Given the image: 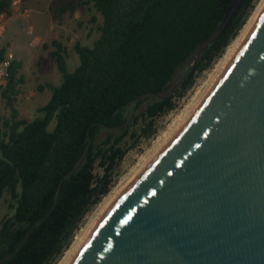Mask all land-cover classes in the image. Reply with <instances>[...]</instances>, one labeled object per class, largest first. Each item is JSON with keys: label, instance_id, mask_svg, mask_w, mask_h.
Masks as SVG:
<instances>
[{"label": "trees", "instance_id": "1", "mask_svg": "<svg viewBox=\"0 0 264 264\" xmlns=\"http://www.w3.org/2000/svg\"><path fill=\"white\" fill-rule=\"evenodd\" d=\"M255 1L241 0L220 35L193 60L194 47L213 32L231 0H52L58 19L84 5L101 22L90 45L74 42L78 63L72 70L65 47L52 39L50 55L61 82L39 85L51 93L33 118L20 116L13 106L23 82L21 61L13 57L8 66L0 86L11 109L10 116H0V204L7 208L0 219V259L13 254L0 264H53L62 255L85 214L108 194L125 154L155 134L157 119L222 54ZM11 2L0 0V14H10ZM5 52L0 49V61ZM170 91L132 116L142 101L135 102L137 96ZM104 128L111 131L99 139ZM88 135V152L62 181L54 208L18 248L28 227L52 206L59 181L82 154Z\"/></svg>", "mask_w": 264, "mask_h": 264}, {"label": "water", "instance_id": "2", "mask_svg": "<svg viewBox=\"0 0 264 264\" xmlns=\"http://www.w3.org/2000/svg\"><path fill=\"white\" fill-rule=\"evenodd\" d=\"M240 2L231 0L194 47L193 60ZM90 142L88 135L52 206L18 248L50 214ZM68 264H264V8L191 117L109 206Z\"/></svg>", "mask_w": 264, "mask_h": 264}, {"label": "rangeland", "instance_id": "3", "mask_svg": "<svg viewBox=\"0 0 264 264\" xmlns=\"http://www.w3.org/2000/svg\"><path fill=\"white\" fill-rule=\"evenodd\" d=\"M259 2L260 0L255 1L245 24L250 19ZM55 6L56 4H53L52 0H19L17 5H12L11 3L10 14H0V49L4 48L5 53L10 52L13 57L21 61L18 75L22 76L23 82L16 86V93L12 97H14L13 106L22 117L33 118L36 115V107L43 105L48 100L51 93L50 89L43 88V90H40L38 88L39 85L45 82H52L54 84L61 82V73L58 71L50 55L53 49L51 44L52 39L58 40L65 47L68 68L72 70L78 63L77 54L73 49L74 42L79 40L84 45H90L98 35L97 27L101 22V16L92 8L78 5L74 12H66L58 19L54 16L52 9ZM24 9H27L28 12H24ZM91 15L95 17L94 23L90 22ZM245 24L222 54L214 60L212 65L196 77L193 86L177 100L176 107L157 119L155 134L148 139H141L134 148L125 154L108 193L117 184L121 185L126 178L133 174L135 169L140 166L143 158L150 155L160 144L164 138V133L174 126L173 123L179 114L185 111L204 89L214 69L222 61L225 53L240 34ZM184 69L185 65L179 69L178 75L183 74ZM0 86L3 88L4 85L1 84ZM1 88L0 116L8 117L11 114V109L6 103L7 99L1 94ZM141 97L142 101L139 109L134 111L132 116L144 109L147 104L156 98L154 95ZM131 108L132 106H129L128 111ZM132 116L129 118L130 120ZM110 131L105 128L101 130L99 139L105 137ZM105 196L85 214L74 232L69 247L75 240V236L83 230L97 213ZM6 211V205L2 202L0 204V219ZM66 250L53 264L60 262Z\"/></svg>", "mask_w": 264, "mask_h": 264}, {"label": "bare ground", "instance_id": "4", "mask_svg": "<svg viewBox=\"0 0 264 264\" xmlns=\"http://www.w3.org/2000/svg\"><path fill=\"white\" fill-rule=\"evenodd\" d=\"M264 8V0H260L256 9L254 10L253 14L251 15L248 22L245 24L243 29L241 30L240 34L236 37L233 44L225 53L224 58L219 63V65L214 69L213 73L211 74L209 80L207 81L204 89L199 93V95L193 100L190 106L179 114L178 118L174 121V126L171 127L169 131H166L164 134L163 140L160 144L155 148V150L148 155L147 157L143 158L140 166H138L133 174H131L125 181L120 185L117 184L115 188L108 193L102 200L100 208L98 209L97 213L94 217L89 221V223L83 228V230L75 236V240L73 241L72 245L66 250L65 255L60 260L58 264H68L72 257L75 255L77 250L79 249L80 245L85 241L87 236L93 230V227L98 223L101 219L105 211L109 208V206L118 198V196L126 190L140 175V173L146 168V166L153 160V158L161 151V149L174 137V135L180 130V128L187 122V120L191 117L193 112L195 111L197 105L202 100V97L207 92L208 89L211 88L212 82H215V79L220 75L223 68L227 65L230 61L232 56L235 54V50L239 45L242 44L243 39L245 38L248 31L251 29L253 24L255 23L256 19L258 18L260 12Z\"/></svg>", "mask_w": 264, "mask_h": 264}, {"label": "built area", "instance_id": "5", "mask_svg": "<svg viewBox=\"0 0 264 264\" xmlns=\"http://www.w3.org/2000/svg\"><path fill=\"white\" fill-rule=\"evenodd\" d=\"M12 5H17L19 0H12ZM24 12H28L27 9H24ZM13 58L12 53H6L4 58L0 61V85H5L7 76H8V66Z\"/></svg>", "mask_w": 264, "mask_h": 264}]
</instances>
